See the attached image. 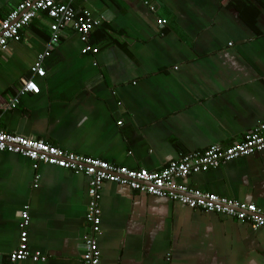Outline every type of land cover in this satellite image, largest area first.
I'll return each instance as SVG.
<instances>
[{"label": "crops", "instance_id": "1", "mask_svg": "<svg viewBox=\"0 0 264 264\" xmlns=\"http://www.w3.org/2000/svg\"><path fill=\"white\" fill-rule=\"evenodd\" d=\"M22 0H0V23ZM101 25L82 54L67 28L50 45L40 14L0 54V131L86 158L159 171L182 154L229 147L264 122V0H75ZM163 20L164 25H159ZM45 77L31 68L40 55ZM97 64V65H95ZM39 93L18 105L22 80ZM39 177V178H38ZM38 178V179H37ZM190 189L264 208V153L192 175ZM101 264H264V228L104 183ZM89 177L0 152V264L18 247L81 264Z\"/></svg>", "mask_w": 264, "mask_h": 264}, {"label": "built area", "instance_id": "2", "mask_svg": "<svg viewBox=\"0 0 264 264\" xmlns=\"http://www.w3.org/2000/svg\"><path fill=\"white\" fill-rule=\"evenodd\" d=\"M74 3L75 0H22L0 23V54L8 51L11 42H20L22 31L40 14H45L52 21L50 45L59 43L64 30L72 28L80 36L83 44L82 54H98L99 48L91 44L90 38L92 30L100 26L101 21L94 20L88 11L79 13ZM164 23L163 20L159 21V25ZM50 54L48 50L38 57L31 68L34 76L45 77L43 64ZM39 91L40 88L33 79L22 80V88L12 99V105H18L22 96L28 93L36 94ZM0 152L14 153L30 159L35 169L41 164H47L89 177L90 202L86 215L89 232L84 236L81 264H101L98 244L102 223L101 191L104 183L107 182L128 187L140 194L169 199L191 210L225 215L240 223L249 224L255 230L264 228V208L215 194L200 193L182 183L192 175L216 169L222 162H232L264 153V122L248 132L241 141L229 147L213 145L204 151L182 154L159 171L116 166L102 159L86 158L63 151L44 140L2 131H0ZM29 224L30 217L25 210L20 223V242L9 256L10 264H18L28 259L34 262L47 261V257L41 253L30 251Z\"/></svg>", "mask_w": 264, "mask_h": 264}]
</instances>
